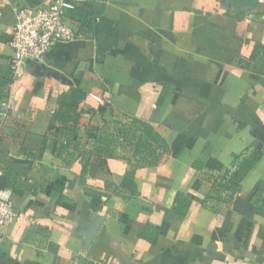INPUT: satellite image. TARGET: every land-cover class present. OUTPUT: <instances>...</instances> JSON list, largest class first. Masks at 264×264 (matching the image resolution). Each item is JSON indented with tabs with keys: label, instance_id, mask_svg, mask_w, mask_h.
I'll return each instance as SVG.
<instances>
[{
	"label": "crops",
	"instance_id": "1",
	"mask_svg": "<svg viewBox=\"0 0 264 264\" xmlns=\"http://www.w3.org/2000/svg\"><path fill=\"white\" fill-rule=\"evenodd\" d=\"M49 1L0 0V191L18 215L0 264H264V3L72 0L77 39L14 76L16 13ZM133 120L166 143L159 163L99 154L92 130Z\"/></svg>",
	"mask_w": 264,
	"mask_h": 264
},
{
	"label": "built area",
	"instance_id": "2",
	"mask_svg": "<svg viewBox=\"0 0 264 264\" xmlns=\"http://www.w3.org/2000/svg\"><path fill=\"white\" fill-rule=\"evenodd\" d=\"M72 0H51L38 7H23L16 13L11 31L13 57L9 70L18 76L28 60L40 61L56 44L77 39L66 13L73 10ZM18 219L10 202L9 191H0V244L8 228Z\"/></svg>",
	"mask_w": 264,
	"mask_h": 264
},
{
	"label": "trees",
	"instance_id": "3",
	"mask_svg": "<svg viewBox=\"0 0 264 264\" xmlns=\"http://www.w3.org/2000/svg\"><path fill=\"white\" fill-rule=\"evenodd\" d=\"M80 11L81 9L75 4L74 9L68 11L66 16L71 25L75 24L82 30L86 23L84 18L81 19L83 12ZM75 31L78 35V31ZM83 98L84 94L79 89H70L68 93L59 97L58 108L53 114L51 123L59 124L65 137H67L66 131L69 132V129L77 123L79 104ZM92 131L97 136L96 143L101 146L98 152L104 156H110L115 148H121L125 155L136 159L137 162L145 166H153L159 163L160 158L167 151L166 143L159 134L149 125L136 120L126 125L115 124L112 132H109L107 127ZM69 145L70 139H65V145H61V148Z\"/></svg>",
	"mask_w": 264,
	"mask_h": 264
},
{
	"label": "water",
	"instance_id": "4",
	"mask_svg": "<svg viewBox=\"0 0 264 264\" xmlns=\"http://www.w3.org/2000/svg\"><path fill=\"white\" fill-rule=\"evenodd\" d=\"M222 1L232 9H236V10L248 9L249 11L256 10L258 4L261 2V0H222ZM27 62L36 64V61L28 60ZM102 223H103V217L96 214L91 216L90 222L87 224L86 230L84 232L85 248L91 244L93 238L95 237Z\"/></svg>",
	"mask_w": 264,
	"mask_h": 264
},
{
	"label": "rangeland",
	"instance_id": "5",
	"mask_svg": "<svg viewBox=\"0 0 264 264\" xmlns=\"http://www.w3.org/2000/svg\"><path fill=\"white\" fill-rule=\"evenodd\" d=\"M262 3H264V0H261Z\"/></svg>",
	"mask_w": 264,
	"mask_h": 264
}]
</instances>
